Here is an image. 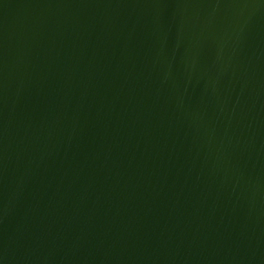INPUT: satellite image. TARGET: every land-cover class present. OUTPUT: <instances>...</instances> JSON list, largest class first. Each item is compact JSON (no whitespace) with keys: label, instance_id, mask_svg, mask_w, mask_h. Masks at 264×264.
<instances>
[{"label":"water","instance_id":"1","mask_svg":"<svg viewBox=\"0 0 264 264\" xmlns=\"http://www.w3.org/2000/svg\"><path fill=\"white\" fill-rule=\"evenodd\" d=\"M0 264H264V0H0Z\"/></svg>","mask_w":264,"mask_h":264}]
</instances>
